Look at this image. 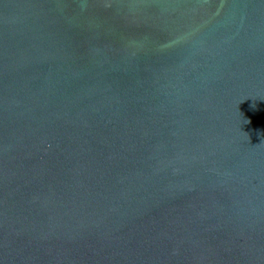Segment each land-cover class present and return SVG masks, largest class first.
<instances>
[{
	"label": "water",
	"instance_id": "obj_1",
	"mask_svg": "<svg viewBox=\"0 0 264 264\" xmlns=\"http://www.w3.org/2000/svg\"><path fill=\"white\" fill-rule=\"evenodd\" d=\"M0 264H264V0H0Z\"/></svg>",
	"mask_w": 264,
	"mask_h": 264
}]
</instances>
